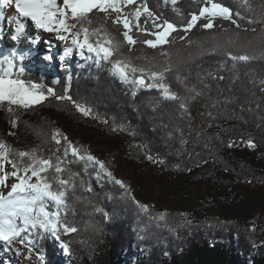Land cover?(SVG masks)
Returning <instances> with one entry per match:
<instances>
[{
  "label": "trees",
  "instance_id": "trees-1",
  "mask_svg": "<svg viewBox=\"0 0 264 264\" xmlns=\"http://www.w3.org/2000/svg\"><path fill=\"white\" fill-rule=\"evenodd\" d=\"M138 2L181 31L169 37L170 43L152 49L142 41L155 37L133 29L130 34L140 42L132 51L123 44L121 58L163 73V82L187 110L179 101L165 100L156 88L121 82L109 64H97L94 57H79L73 64L72 54L63 53L58 71L46 56L42 65L23 67L22 79L43 85L45 93L52 88L58 96L67 88L72 101L90 114L53 97L28 110L0 107V140L17 152L36 149L53 162L71 144L104 163L113 177L98 176V166L86 168L69 150L66 160L71 163L65 167L77 175L67 193L70 208L61 215L78 231L61 230L59 241L48 234L33 236L31 247L41 264H60L57 250L69 257L68 264H264L262 0H250L252 11L239 9L244 17L237 18L240 29L217 20L212 30H205L204 21H198L187 34L182 29L189 14L203 6L199 0H178L175 6L164 0ZM220 2L237 9L233 0ZM92 19L93 27L103 26L123 41L122 26L113 25L111 18L97 12ZM143 20L142 27L155 31L151 21ZM17 53L19 69L22 52ZM228 53L252 59L234 61ZM144 78L146 84L153 82ZM193 88L201 95L185 99L194 95ZM57 132L60 145L52 139ZM249 141L255 147H248ZM48 175L52 179L56 174L50 170ZM161 214L164 220L155 219ZM61 243L68 244V253Z\"/></svg>",
  "mask_w": 264,
  "mask_h": 264
},
{
  "label": "snow or ice",
  "instance_id": "snow-or-ice-1",
  "mask_svg": "<svg viewBox=\"0 0 264 264\" xmlns=\"http://www.w3.org/2000/svg\"><path fill=\"white\" fill-rule=\"evenodd\" d=\"M177 2L178 0H164L165 4L171 3L173 6ZM233 2L237 5L236 10L224 5L220 0H199L203 6L199 7L198 13L189 14L190 19L187 20L182 31L185 34L191 32L197 26L198 21H204L203 29L212 30L215 27L214 21L217 20L228 21L240 29L241 24L237 18L244 19V17L241 16L239 9L242 8L245 11L253 9L250 0H233ZM259 7L264 9V0ZM5 8H13L16 14L15 33L11 37L13 40H19L25 34L27 25L23 21H30L36 29L46 33H55L57 40L68 43L64 52L65 57L70 56L74 50L85 59L94 57L97 64H109L112 75L118 77L121 82L132 83L139 88H156L165 100L179 101V107L187 110L184 100L163 82V73L138 68L130 60L121 58L123 44H127L128 50L132 51L133 46L140 42L130 34L133 29L155 37L154 40L142 41L152 49L170 43L169 37L181 31L176 24L162 19L160 15L150 10L147 3H139L138 0H62V3L58 0H0V20L4 18ZM97 12L103 13L105 20L111 18L113 25L122 26V42L103 26H92V14ZM112 14H115L114 18ZM178 14H180L179 11ZM142 17L144 24L151 21L155 31L148 32L147 28L141 26ZM247 22L253 24L258 21L248 20ZM259 22L264 23V13L261 14ZM185 38L186 36L179 37L181 40ZM260 39L264 43V31L261 32ZM163 54L166 55V53ZM17 55L18 53L14 50L10 53H0V107L7 106L9 112H14L16 109L28 110L40 105L49 97H53L57 101L73 103L76 110L85 116L90 114L87 108L72 101L67 88L64 95L58 96L52 88H48L45 93L43 85L22 79L25 69L23 67L17 69L15 63ZM24 55L20 54V58L23 59ZM227 55L234 61L247 62L252 59L247 54L237 56L228 53ZM45 59H52V57L46 56ZM165 71H170V69H165ZM138 72L141 73L139 77L136 76ZM145 75L153 81L151 84L145 83ZM190 91L194 95L185 99H195L201 95L195 88ZM11 125L15 128L17 121L12 120ZM52 139L57 145L61 144L58 132L53 134ZM63 140L67 143V137H63ZM232 146L228 145V147ZM248 147H255V145L249 141ZM69 150L76 160L85 163L86 168L89 165L98 166V176L99 173H103L110 180L113 179L112 173L106 169L104 163L96 160L92 155L83 154L80 149L71 144L65 148L64 157L56 155L55 162H53L51 158L40 156L36 149L17 152L0 140V246L3 251H14L16 256H21V252L11 247L12 244L25 245L27 243L28 251L31 253L33 236L44 238V235L48 234L59 241L61 230L63 234L78 231L77 228L67 224L61 215L70 208L67 203V193L74 188V185L71 188L69 186L77 175L65 167L66 163H71L66 160ZM5 164L11 165V172L5 170ZM50 170H54L56 174L52 179H49L48 175ZM65 172L69 173L67 179L62 178ZM10 178L16 182L9 185ZM114 182L122 188L125 187L120 180ZM3 189L9 190L5 193ZM87 191H91V188ZM140 207L143 211H148L146 206L140 205ZM95 211L102 212L103 210L96 208ZM165 218L163 214L155 217L158 220ZM61 247L65 253L69 252L68 244L61 243ZM24 258L31 259L28 255Z\"/></svg>",
  "mask_w": 264,
  "mask_h": 264
},
{
  "label": "rangeland",
  "instance_id": "rangeland-1",
  "mask_svg": "<svg viewBox=\"0 0 264 264\" xmlns=\"http://www.w3.org/2000/svg\"><path fill=\"white\" fill-rule=\"evenodd\" d=\"M59 3H62V0H58ZM3 19L0 20V53H10L11 51L16 52H22V54H25L23 56V59L20 61L21 67H25L29 64V62L33 63H39L43 56H51L52 59H49L53 66L55 67V70L58 71L61 64L59 63L58 59L59 57L65 52L66 48L68 47V43L65 41H59L57 40L53 35L55 33H47L44 35H40V42L39 46L37 48L34 47V43L38 42L36 38V32L42 31L35 28L34 25L30 24L34 27V31H30L29 33L26 32L19 40H13L11 37L15 33V28L11 27L9 29V20L7 16L5 15L3 11ZM14 29V31H13ZM7 34L4 36V34ZM50 34V35H49ZM36 41V42H35ZM45 41H48L50 43L54 44L53 49H46L45 47H48L45 43ZM85 55H88L85 52ZM81 57L76 50L72 53V62L73 64L78 61V58ZM72 64V65H73ZM97 157L99 159H102L100 153L97 154ZM5 170L8 172L12 171V168L10 166H5ZM123 174H129V173H121L120 177ZM16 182L14 179H9L8 183ZM11 247L14 250H18L22 253L21 256H16L14 251L5 252L2 250V246H0V259L2 258L3 262L2 264H41V257L40 254L36 250H32L31 253L28 251V245L27 243L25 245H21L20 243H14L11 245ZM57 257L59 259L60 264H68L70 259L66 254H63L61 250H57ZM25 255H28L31 257V259H25ZM1 264V262H0Z\"/></svg>",
  "mask_w": 264,
  "mask_h": 264
},
{
  "label": "bare ground",
  "instance_id": "bare-ground-1",
  "mask_svg": "<svg viewBox=\"0 0 264 264\" xmlns=\"http://www.w3.org/2000/svg\"><path fill=\"white\" fill-rule=\"evenodd\" d=\"M4 13H5V15L7 16V18H8V20H9V29L11 28V27H15L16 26V21H15V17H16V14H15V12H14V9L13 8H5L4 10ZM21 20H23V18H21ZM2 21V20H1ZM26 25H27V27H26V32H30V31H34V27L30 24V21H23ZM13 31H14V29H13ZM0 32H1V28H0ZM25 32V33H26ZM44 34H47L46 32H43V31H37L36 32V38H37V41H38V39H39V41L38 42H36V43H34L33 45H34V49L35 48H37L38 46H39V42H40V35H44ZM7 34L5 33L4 34V36H6ZM50 35V34H49ZM51 35H53L54 37H55V34H51ZM45 43H46V45L48 46V47H45L46 49H53L54 48V44L53 43H50V42H48V41H45ZM12 183H14V182H12ZM9 185L11 184V183H8ZM9 189H3V191L6 193L7 191H8ZM0 262H1V264H2V262H3V260H2V258L0 259Z\"/></svg>",
  "mask_w": 264,
  "mask_h": 264
},
{
  "label": "water",
  "instance_id": "water-1",
  "mask_svg": "<svg viewBox=\"0 0 264 264\" xmlns=\"http://www.w3.org/2000/svg\"><path fill=\"white\" fill-rule=\"evenodd\" d=\"M145 79V78H144ZM145 82H146V80H145Z\"/></svg>",
  "mask_w": 264,
  "mask_h": 264
}]
</instances>
